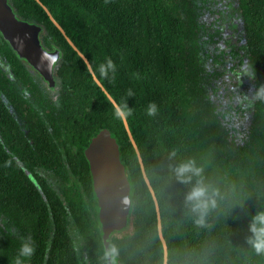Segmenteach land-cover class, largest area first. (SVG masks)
<instances>
[{
    "label": "trees",
    "instance_id": "16d2710c",
    "mask_svg": "<svg viewBox=\"0 0 264 264\" xmlns=\"http://www.w3.org/2000/svg\"><path fill=\"white\" fill-rule=\"evenodd\" d=\"M39 1L125 115L158 201L167 264H264L248 243L250 218L264 210V101L255 99L264 86V0H232L229 25L240 45L230 54L239 69L231 71L241 75L237 86L250 77L254 94L246 131L227 121L203 77L208 40L201 17L221 0ZM8 3L18 19L43 27L42 46L58 49L60 58L50 89L1 40L0 60L11 76L0 75V264H11L25 237L36 249L29 264H106L84 156L103 128L118 143L130 183L132 231L110 235L115 264H163L154 202L119 113L36 0ZM222 33L214 39H225ZM108 58L114 73L101 69ZM149 102L157 105L154 116L146 114ZM173 150L176 160L169 159ZM189 158L221 193L205 226L186 214L189 186L169 172Z\"/></svg>",
    "mask_w": 264,
    "mask_h": 264
},
{
    "label": "water",
    "instance_id": "95a60500",
    "mask_svg": "<svg viewBox=\"0 0 264 264\" xmlns=\"http://www.w3.org/2000/svg\"><path fill=\"white\" fill-rule=\"evenodd\" d=\"M36 1L44 9L51 22L62 33L68 44L83 59L93 80L105 93L122 119L128 138L136 153L143 179L154 202L157 218V233L163 248V264H167L168 249L162 234L158 201L146 176L141 155L130 132L125 115L95 76L85 55L69 39L63 28L52 17L49 10L39 0ZM42 31L43 27L41 25L18 19L8 0H0V33L3 39L7 41L16 55L24 59L32 69L37 71L48 84V87L52 89L55 86L54 68L60 58V51L58 49L48 51L42 46L40 41ZM84 156L89 164L92 188L97 200L98 221L102 233L101 238L106 252L110 249V235L127 227L131 208L130 183L125 167L120 159L118 143L111 136L108 129H101L90 139L89 144L84 149ZM108 264H111V258H109Z\"/></svg>",
    "mask_w": 264,
    "mask_h": 264
},
{
    "label": "rangeland",
    "instance_id": "374dc122",
    "mask_svg": "<svg viewBox=\"0 0 264 264\" xmlns=\"http://www.w3.org/2000/svg\"><path fill=\"white\" fill-rule=\"evenodd\" d=\"M218 3L221 4V7L225 6L221 8L222 12L217 11L219 10ZM232 4V0L218 1V6H216L218 8L213 9L208 15L203 14L201 17V36L203 39L208 40V49H206L204 57L206 63L203 77L212 85L213 101L221 112L226 113L227 121L239 131H246L250 123L252 113L250 104L254 100V94L248 88L252 79L247 77L239 83L240 86H237L236 82L240 81L241 75L238 70H236V73L231 71V68L235 69L237 67V61L231 60V51H237L240 45L239 33L236 28L234 29L229 25L234 9ZM216 29L221 33L225 31L226 33L221 35L226 38L221 39L219 35L214 39L213 35L218 32ZM213 40H215L214 44H212ZM240 54L243 56L242 52ZM242 56L239 55L238 57ZM228 61L230 62L228 63ZM56 186L59 187L58 184ZM58 187H55V189H58ZM131 231V227L125 228L118 235L123 236Z\"/></svg>",
    "mask_w": 264,
    "mask_h": 264
},
{
    "label": "clouds",
    "instance_id": "9594fccd",
    "mask_svg": "<svg viewBox=\"0 0 264 264\" xmlns=\"http://www.w3.org/2000/svg\"><path fill=\"white\" fill-rule=\"evenodd\" d=\"M102 71L115 72L116 65L111 58L106 60V64L101 65ZM128 95H133L132 90H128ZM255 99L264 101V86H261L255 92ZM148 116L156 115L158 108L155 102H149L145 109ZM170 160H176L177 154L173 150L169 153ZM169 172L171 177L178 183L188 185V190L184 194V205L186 214L191 216L193 223L198 226H205L206 219L210 211L218 206L220 190L209 183L204 177V168L197 163L194 158L179 160L170 165ZM248 243L258 254H264V210L253 214L248 224ZM36 249L30 238H22L15 256L12 257L11 264H29L31 257ZM118 250L115 246L111 247L104 254L106 264L111 258V264H115V257Z\"/></svg>",
    "mask_w": 264,
    "mask_h": 264
},
{
    "label": "flooded vegetation",
    "instance_id": "af4514ba",
    "mask_svg": "<svg viewBox=\"0 0 264 264\" xmlns=\"http://www.w3.org/2000/svg\"><path fill=\"white\" fill-rule=\"evenodd\" d=\"M3 39L1 33H0V44H1V40ZM49 51V50H48ZM30 67V66H29ZM28 71L32 72L33 74H35L34 69L27 68ZM4 73H6L7 76H11L10 72H9V67L6 66L3 61L0 60V75H3ZM40 76V75H39ZM41 77V76H40ZM42 78V77H41ZM2 79V78H1ZM55 79V78H54ZM48 85V84H47ZM55 87V86H54ZM53 89V88H52Z\"/></svg>",
    "mask_w": 264,
    "mask_h": 264
}]
</instances>
